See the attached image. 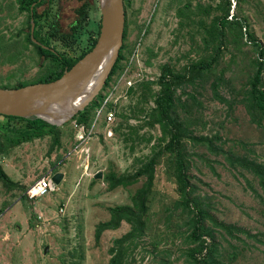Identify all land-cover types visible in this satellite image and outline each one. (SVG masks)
<instances>
[{
    "label": "rangeland",
    "instance_id": "rangeland-1",
    "mask_svg": "<svg viewBox=\"0 0 264 264\" xmlns=\"http://www.w3.org/2000/svg\"><path fill=\"white\" fill-rule=\"evenodd\" d=\"M220 1L126 2L122 58L100 91L110 99L115 116L108 123L98 120L87 142L88 153L82 147L74 151L79 146H74L76 127L71 122L58 127L59 143L52 147L53 134L9 145L4 139L7 122L0 117V168L12 182L7 187L0 181V264H108L113 240L128 232L130 226L120 222L116 229L103 231L97 242L95 227L108 221V207L131 205V196L145 184L146 176L113 188H108L103 176L108 172L134 173L152 156L154 177L147 194L145 231L125 264H192L186 256L192 244L187 238V215L178 202L174 155L164 148L170 133L149 115L155 106L152 94L160 87L152 83L150 90H144L138 83L156 80L162 65L181 73L189 63L209 56L211 47H206L203 39L207 38L213 16L220 12L215 7ZM235 1L230 15L244 17L248 32L264 46V0H239L236 5ZM82 4V0L62 3L61 23L70 19L75 28L73 35L76 32L71 56L88 49L98 36L97 0L89 2L81 26L74 25ZM219 50L211 72L175 88L173 116L181 125L179 139L188 159V182L192 186L189 196L195 197L215 221L244 230L231 237L204 219L203 224L211 228L217 243L221 264H264V194L256 177L244 168L231 166L224 158L228 154L244 156L264 169V119L252 121L242 102L257 53L243 37L233 41L228 28ZM34 64L38 66L36 58ZM20 73L27 74L25 69ZM7 74L10 70L0 56V83L17 77ZM219 77L222 81L216 92L226 101L211 90V82ZM261 86L264 88V77ZM189 135L211 138L216 151L189 140ZM96 171L102 172L101 178L93 177ZM56 173L62 174L57 183L52 179ZM44 176L55 182L54 188L27 198L26 188Z\"/></svg>",
    "mask_w": 264,
    "mask_h": 264
},
{
    "label": "trees",
    "instance_id": "trees-1",
    "mask_svg": "<svg viewBox=\"0 0 264 264\" xmlns=\"http://www.w3.org/2000/svg\"><path fill=\"white\" fill-rule=\"evenodd\" d=\"M92 0H86L82 6L77 10L79 19L75 22L78 27L81 26L85 19L86 9L90 5L89 2ZM129 0H123V7ZM239 0L235 1V5ZM234 0H222L216 4V8L220 12L213 16L210 30L207 31L206 39H203V43L206 47H211V54L199 58L183 67L182 74L173 71L169 65H162L160 68L159 76L156 80L141 81L138 84L143 85L144 90H148L152 83H157L159 89L154 94L155 106L150 109V117L156 120L164 132L170 133V139L165 145V149L171 152L173 156L172 164L173 171L176 180V192L179 196L178 202L182 203V212H185L188 219L189 234L187 236L192 247L186 250V256L190 259L192 264H221L218 260V247L214 241L211 228L203 224L204 219H209L212 226L226 232L229 236H234V233L243 234L244 230L231 225H223L209 217L195 199L190 197L189 194L192 190V186L188 182L189 174L188 159L186 158L185 152L183 151V143L180 142V128L181 125L174 121V93L175 88L181 82H190L193 77L200 76L203 73H209L215 66L217 59L220 55L219 46L221 41L226 39L227 28L232 32V39L237 40L244 38L245 43H248L257 53V57L253 59V66L255 69L253 74L250 76L247 85L248 87L244 91L242 97L243 105L246 109L250 119L254 122L259 123L260 119H264V88L261 86L262 78L264 77V46L257 40L251 33L248 32V26L245 18H240L237 14L230 15V10L233 9ZM237 7V6H236ZM205 10V8H203ZM206 11V10H205ZM177 14H180L178 9ZM125 16V11H124ZM100 20L98 21V28L100 26ZM125 20L122 32V41L125 36ZM75 30V28H74ZM73 30V31H74ZM98 29L96 35L98 34ZM76 32L73 35L72 43H76ZM96 37L93 39L90 47L85 51L80 52L76 56H72L71 59L60 63L56 61L57 72L52 76L40 77L36 82H46L58 78L65 69L71 68L79 59H81L95 44ZM122 48H120L121 50ZM122 58L121 52H118V57L109 72V75L117 68L119 59ZM108 75V77H109ZM222 81L217 78L211 82V90L213 95L222 101L224 98L219 96L217 91V84ZM24 83H17L16 85H0V87H16L21 86ZM106 84V81H105ZM133 91V88H129ZM150 90V89H149ZM104 98L103 94L100 93L98 98H95L93 103L89 104L83 112L76 114L73 119L78 123L87 124L92 120L94 110L98 107ZM109 106V102L107 103ZM112 108V107H110ZM113 110V109H112ZM115 116V110H113ZM7 122L5 126V141L9 145H16L21 142L31 141L35 138H42L53 134L51 147L59 143V138L56 134L58 127L51 125L39 118H22V117H7L0 116ZM17 121L23 122V124H16ZM114 129V128H113ZM189 140L194 142L203 143L207 148L216 151L217 148L212 146L211 138L205 136H191L187 137ZM2 145L0 144V150ZM226 160L231 166H239L249 171L254 177H256L257 183L264 194V169L260 163H255L252 160L246 159L244 156L239 155H227ZM154 157H148L134 173L131 174H120L115 175L113 172H108L103 177L107 181L108 188L115 186L130 185L137 181L142 175L146 176L145 184L138 188L136 192L131 196L132 204H119L108 207V221L98 223L95 227L94 238L97 242L101 236V233L106 230L116 229L120 222H125L130 226L128 232H125L119 238L113 240V246L109 248V261L108 264H125L126 257H128L130 250L136 245V242L144 235L145 231V213L147 210V194L152 185L154 177ZM0 181L7 187L12 185L11 180L0 168ZM251 192L254 195L259 196L257 191L253 189L249 184ZM177 203V202H176Z\"/></svg>",
    "mask_w": 264,
    "mask_h": 264
},
{
    "label": "water",
    "instance_id": "water-1",
    "mask_svg": "<svg viewBox=\"0 0 264 264\" xmlns=\"http://www.w3.org/2000/svg\"><path fill=\"white\" fill-rule=\"evenodd\" d=\"M97 3L100 26L94 46L54 80L0 87V116L39 118L60 127L100 93L122 46L124 7L123 0ZM61 177L56 173L52 179L57 183ZM93 177L101 178L102 172L96 171ZM54 181L50 180V189Z\"/></svg>",
    "mask_w": 264,
    "mask_h": 264
},
{
    "label": "flooded vegetation",
    "instance_id": "flooded-vegetation-1",
    "mask_svg": "<svg viewBox=\"0 0 264 264\" xmlns=\"http://www.w3.org/2000/svg\"><path fill=\"white\" fill-rule=\"evenodd\" d=\"M62 3L63 0H0V56L10 70L7 75L17 76L0 85L36 83L40 77L56 74V61L63 63L72 58L74 29L70 19L61 23ZM24 69L27 74L20 73ZM19 76L37 77L28 80Z\"/></svg>",
    "mask_w": 264,
    "mask_h": 264
},
{
    "label": "built area",
    "instance_id": "built-area-1",
    "mask_svg": "<svg viewBox=\"0 0 264 264\" xmlns=\"http://www.w3.org/2000/svg\"><path fill=\"white\" fill-rule=\"evenodd\" d=\"M110 101L107 98H103L100 105L95 108L92 122L89 125V128L86 127L84 123H78L74 119L71 120V123L76 127V132L74 134V146L77 144L79 148L74 149L75 152H79L83 148L85 153H88L87 142L92 137L91 134L95 132L96 124L98 120L103 123H108L114 118V113L112 108L107 106V103ZM111 130V129H110ZM50 188V180H46V176L35 180L30 186L25 190L27 198H34L40 194H44Z\"/></svg>",
    "mask_w": 264,
    "mask_h": 264
}]
</instances>
